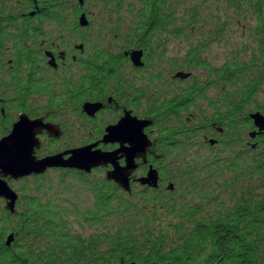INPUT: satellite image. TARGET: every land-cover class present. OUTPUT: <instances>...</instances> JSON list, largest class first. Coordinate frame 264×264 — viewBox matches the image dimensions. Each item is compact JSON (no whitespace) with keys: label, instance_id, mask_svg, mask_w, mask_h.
<instances>
[{"label":"trees","instance_id":"obj_1","mask_svg":"<svg viewBox=\"0 0 264 264\" xmlns=\"http://www.w3.org/2000/svg\"><path fill=\"white\" fill-rule=\"evenodd\" d=\"M39 1L56 11L44 19L57 25L65 11H80L77 0ZM87 1L90 9L127 7ZM226 2L243 16L250 45L220 66L206 55L222 42L223 23L194 8L180 14L176 0H142L135 9L138 48L156 35L182 39L188 47L170 59V74L201 72L171 85L168 104L146 114L156 131L150 163L159 187L133 185L129 194L104 172L23 178L13 213L0 200V264H264V135L250 137L249 118L264 116V0Z\"/></svg>","mask_w":264,"mask_h":264},{"label":"flooded vegetation","instance_id":"obj_2","mask_svg":"<svg viewBox=\"0 0 264 264\" xmlns=\"http://www.w3.org/2000/svg\"><path fill=\"white\" fill-rule=\"evenodd\" d=\"M39 2L0 0V140L25 116L41 125L35 131L39 145L34 150L36 160L92 145L112 152L129 143L127 138L102 143L107 129L148 121L151 125L144 134L151 146L145 163L135 161L138 168L130 177L129 194L133 185L149 188L137 182L154 167L150 160L158 156L153 119L146 114L168 104L171 85L188 84L200 70L170 74L169 62L175 58H170L167 34L161 41L156 35L144 48H138L136 10L90 9L83 0L82 4L78 1L80 11H65L62 25H57L56 20L44 19L56 11L42 9ZM28 3L32 6L26 7ZM82 15L85 26L79 23ZM134 54L139 55V66ZM180 72L188 77L177 78ZM118 162L124 165L123 159ZM60 170L67 169L50 168L42 175ZM109 170L111 166L89 174L68 171L85 175L104 172L106 177ZM159 183L160 179L158 187Z\"/></svg>","mask_w":264,"mask_h":264},{"label":"water","instance_id":"obj_3","mask_svg":"<svg viewBox=\"0 0 264 264\" xmlns=\"http://www.w3.org/2000/svg\"><path fill=\"white\" fill-rule=\"evenodd\" d=\"M78 1L79 4L83 3V0ZM79 23L82 26L87 25L83 15L79 18ZM138 56L134 54L133 59L134 63L139 66ZM176 77L184 79L188 75L178 73ZM249 118L256 129L250 137L264 135V116L259 112H254L249 115ZM149 125L151 122L148 121H133L132 124L121 123L107 129L102 143L115 142L119 138H127L129 143L128 146L121 145L112 152L97 150L96 145H92L36 160L34 150L38 149L39 145L35 139V131L41 125L37 121H29L25 116H21L14 124L11 133L0 140V200L5 202L4 209L13 213L18 199L17 192L9 186L8 180L17 181L31 175H42L50 168L78 170L89 174L93 169L111 166V170L106 172V179L129 193L130 177L138 168L135 161L142 159L145 163V157L151 146L150 140L144 134V129ZM213 143L214 141H210L211 145ZM65 156L68 158H64ZM120 159L124 160L123 166L118 162ZM158 180V172L150 167L146 175L137 179V182L141 186L155 189L158 186ZM11 241L12 238L8 237L6 245H10Z\"/></svg>","mask_w":264,"mask_h":264},{"label":"rangeland","instance_id":"obj_4","mask_svg":"<svg viewBox=\"0 0 264 264\" xmlns=\"http://www.w3.org/2000/svg\"><path fill=\"white\" fill-rule=\"evenodd\" d=\"M178 5V11L180 14H185L190 11L191 8L199 11V16L202 14L224 24L225 34L221 43H213L207 52V60L213 66H220L222 63L234 53H243L244 47L250 45L249 31L242 17H238L234 13L232 4L226 2V0H176ZM142 0H126L124 10H135ZM129 5V6H128ZM199 17V18H200ZM170 58L181 57L188 47V44L181 40H170ZM206 150V149H205ZM202 151V150H201ZM199 148L194 153L201 152ZM205 152V151H203ZM192 153V154H194ZM19 184L16 182L12 185V189L15 190ZM76 231L88 236L93 231L89 229L76 228Z\"/></svg>","mask_w":264,"mask_h":264}]
</instances>
